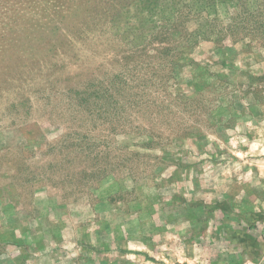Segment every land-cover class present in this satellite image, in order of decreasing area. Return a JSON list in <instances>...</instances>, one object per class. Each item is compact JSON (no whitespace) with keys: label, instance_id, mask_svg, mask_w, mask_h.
Masks as SVG:
<instances>
[{"label":"rangeland","instance_id":"374dc122","mask_svg":"<svg viewBox=\"0 0 264 264\" xmlns=\"http://www.w3.org/2000/svg\"><path fill=\"white\" fill-rule=\"evenodd\" d=\"M0 264H264V0H0Z\"/></svg>","mask_w":264,"mask_h":264}]
</instances>
